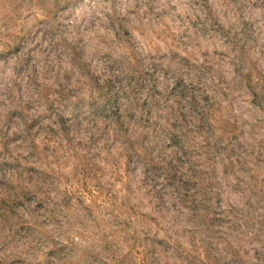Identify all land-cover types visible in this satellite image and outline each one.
Wrapping results in <instances>:
<instances>
[{
	"label": "rangeland",
	"instance_id": "rangeland-1",
	"mask_svg": "<svg viewBox=\"0 0 264 264\" xmlns=\"http://www.w3.org/2000/svg\"><path fill=\"white\" fill-rule=\"evenodd\" d=\"M40 1L0 0V264L257 263L264 114L250 94L264 75V0H73L54 27ZM105 80L112 105L135 111L124 121L140 129L123 138L149 131L213 221L173 205L159 181L144 182L148 195L102 111ZM177 82L208 96L227 137L173 115Z\"/></svg>",
	"mask_w": 264,
	"mask_h": 264
},
{
	"label": "trees",
	"instance_id": "trees-1",
	"mask_svg": "<svg viewBox=\"0 0 264 264\" xmlns=\"http://www.w3.org/2000/svg\"><path fill=\"white\" fill-rule=\"evenodd\" d=\"M46 1L48 0H41L39 2V6L42 9L41 11L44 21L47 23V25L54 27L55 21L53 20V16L59 9L67 8L73 0H52L51 6H47ZM37 19L38 16H34V20ZM19 34L20 32H14L11 35V38H19L18 41H20L21 39H23L25 34L22 35L23 37H19ZM17 35L18 38H16ZM18 44L16 48L7 46V51L9 53H13L12 51L18 48ZM111 83L112 80H105V82L97 88L100 93V98H103L104 106H102V111L110 114L109 118L111 125H114L112 130L114 136L120 138L122 143H124L126 146L125 152L127 153L130 160L132 159V161L136 162L139 168H141V174L144 179L140 181V184H144L148 195L155 196L153 194V191L150 190V186H148L151 181H159L166 185L168 187V190L171 191V201L174 203L173 205H182L184 211H187V213L194 216L197 213H201L200 218L204 222L209 223L213 221L216 217L214 215H209L208 206H203L201 204L202 202H200L201 200H199L198 198V193H193L191 186H189L188 182H185V180L188 179L189 176L182 172L177 166L176 168H174L172 167L171 163H166L165 161L160 160V156L158 154H155L154 148L151 147V144H148L149 131L147 133L144 132L143 137L141 133L138 132L135 139L123 138V134L128 135V126L131 128L136 127V123H131L130 125H128V123L124 121L127 119L132 120L131 118L135 116V111L134 108L129 107H127V110H125L121 108L119 104L117 105V107L112 105V101L116 96V92L115 90H111ZM195 87L197 86H193L192 83L186 84L185 82H177L176 85H174V87L172 88V91L173 94L175 93L178 96L177 101L175 102L178 105V109L182 110V112H176V110H174L173 108H171L170 111H172L173 115H176L178 119L183 116L185 121H191L194 128L199 133H203L204 129L208 133L210 129L213 130L214 126H219L222 131L221 135L227 137L228 135L226 133L228 132L224 131V129L222 128V124L219 125L220 117L217 115L218 109L214 108L212 104H209L208 96L204 95L203 93H200V98H197ZM250 95L251 102L254 104V110H258L260 113L264 114V75H259V78L254 80V91L251 92ZM204 101H206L205 107H201ZM261 123V120L258 118V120L254 122V129L259 128L261 126ZM156 124V120L152 121L150 125H148L149 129L152 128L153 130H155L154 125ZM139 129L140 128L136 127L137 131ZM254 138L256 139L257 137L254 136ZM204 139L207 140V136ZM255 139L254 162L259 161L263 156L261 151V141ZM220 151L224 152L222 153V156H225L226 151L229 153L226 155V157L231 156V148L229 145L223 146V149H221ZM172 154L174 155L173 152ZM212 174L214 173L212 172ZM209 179L210 178H205L204 182L208 181ZM144 182H146L148 185ZM261 195H263L262 190L254 191V197L261 199L263 198V196ZM205 197L206 196H202V198ZM262 223L263 222H259L258 224ZM263 227L264 225H260L259 228H254V240L260 239L262 234H264ZM262 251H264V249H262ZM254 254L257 255V259H255V262L257 263L254 264H262L261 259H263L262 255L264 254L257 250H254Z\"/></svg>",
	"mask_w": 264,
	"mask_h": 264
}]
</instances>
